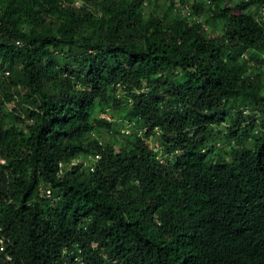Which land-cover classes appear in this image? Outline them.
Here are the masks:
<instances>
[{"label":"trees","instance_id":"obj_1","mask_svg":"<svg viewBox=\"0 0 264 264\" xmlns=\"http://www.w3.org/2000/svg\"><path fill=\"white\" fill-rule=\"evenodd\" d=\"M0 160V264H264V0H0Z\"/></svg>","mask_w":264,"mask_h":264},{"label":"rangeland","instance_id":"obj_2","mask_svg":"<svg viewBox=\"0 0 264 264\" xmlns=\"http://www.w3.org/2000/svg\"><path fill=\"white\" fill-rule=\"evenodd\" d=\"M13 107V105H11V104H9L8 105V107H6L7 109H13L12 108ZM103 116H106V117H108V118H110L111 117V115L110 114H104ZM118 117L116 116V119H117ZM119 127V129L121 130V132L123 133V134H130V132H132L133 130H131V129H129V127L127 126V125H124V126H122V125H120V126H118ZM134 130H138V128H135ZM101 134H102V136H103V139L105 140V141H108V140H112V139H114V138H112V137H110V135L109 134H107V131L106 130H102V132H101ZM153 140L151 139L150 140V142H152ZM154 144V142L152 143V145ZM221 146H224L225 148H226V150L228 151L229 150V146H227V144L225 143V144H220V147ZM223 147V148H224ZM225 151V150H224Z\"/></svg>","mask_w":264,"mask_h":264},{"label":"built area","instance_id":"obj_3","mask_svg":"<svg viewBox=\"0 0 264 264\" xmlns=\"http://www.w3.org/2000/svg\"><path fill=\"white\" fill-rule=\"evenodd\" d=\"M0 163H4V160H0ZM48 195H50V190L46 191ZM2 226L0 223V252H5V239L1 234Z\"/></svg>","mask_w":264,"mask_h":264}]
</instances>
